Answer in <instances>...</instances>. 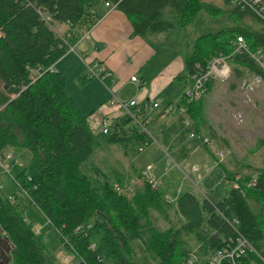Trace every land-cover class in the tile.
Wrapping results in <instances>:
<instances>
[{
  "label": "trees",
  "instance_id": "trees-1",
  "mask_svg": "<svg viewBox=\"0 0 264 264\" xmlns=\"http://www.w3.org/2000/svg\"><path fill=\"white\" fill-rule=\"evenodd\" d=\"M97 1L0 0V159L7 146L28 151L27 166L14 176L19 189L80 264H179L190 254L205 260L231 234L220 214L235 218L241 233L264 257V167L254 174L235 175L220 166L227 183L237 176L236 188L229 185L215 201L182 191L166 203L164 193L144 179L124 195L121 190L130 177L101 165L95 156L105 145L124 149L129 143L143 145L150 140L124 114L110 121L104 138L99 136L102 133L93 134L66 93L64 76L48 69L76 39L78 29L93 24L89 15ZM106 1L124 14L131 34L142 38L174 27L172 20L161 18L164 7L174 11L180 26L200 10L209 15L219 12L199 0ZM230 12L232 19L247 16L258 25L233 23L197 36L183 57L182 71L165 88L190 116L188 133L202 135L197 117L201 97L184 96L194 63L204 64L216 52L229 54L235 35L244 38L250 52L260 50L264 55V24L236 7ZM56 26L65 31L60 34ZM233 64L260 75L264 83V73L247 54L233 55ZM240 73L233 68L235 76ZM136 114L148 134L145 110ZM206 137L213 138V132ZM259 142L264 144V138ZM262 156L264 165V150ZM129 166L134 168L132 163ZM134 170L140 178L142 170ZM158 219L166 224L164 228L156 226ZM0 229L10 246L8 264H52L44 254L43 239L26 223L17 203L1 195Z\"/></svg>",
  "mask_w": 264,
  "mask_h": 264
},
{
  "label": "rangeland",
  "instance_id": "rangeland-1",
  "mask_svg": "<svg viewBox=\"0 0 264 264\" xmlns=\"http://www.w3.org/2000/svg\"><path fill=\"white\" fill-rule=\"evenodd\" d=\"M199 1L212 6L216 10L218 9L219 12L215 15H209L207 12L200 10L189 23L180 27L175 24L174 11L169 7L162 9L161 18L170 19L175 25L167 33H164L167 35L163 34V36H167L168 41L171 43V52L166 57H171L170 55L173 52L175 54L178 52V55L174 57V60H176L181 51V58H183L190 48H187V46L182 47V43L186 42V44H189L190 40L199 34L213 32L219 28L233 25L234 21L231 19L233 14L230 12L233 6L226 0ZM57 27L56 29H58ZM63 31H65L64 28L60 31L58 29L60 34ZM161 39V37L158 39L159 42H161ZM145 42L147 43V41ZM160 57L159 55L158 58ZM82 59L85 58L82 57ZM233 68H237L241 72L240 75L235 76ZM230 69V76L225 81L212 80L207 91L201 95V107L197 114L200 120L199 133L206 136V133L213 132L214 137L208 138V143L205 146L196 145L200 147L196 153L186 152V158L181 160L176 158L177 152L173 150L179 139H182L186 144L192 142L188 137L187 128L193 122L190 116L181 109L176 112L169 111L167 116L159 119L153 128L148 129V134L145 132L150 139L149 145L142 147L140 151L142 153L139 154L137 160L145 157L150 161L148 164L155 167V169L151 170L157 172L159 176L160 182L158 180L157 188L164 193V197L173 196V193H176L177 190L178 193L194 191L195 193L197 192L196 194L209 196L215 201L224 195L219 193L223 190L222 188L227 190L229 185L232 184L231 180L227 183L220 166L225 167L228 172H236L235 175L243 173L254 174L256 168L264 167L262 163L264 144L259 142L264 138V84H260L252 91H249L246 88V84L252 74L234 64L230 65ZM69 86L70 84L68 83V91H71ZM173 95L174 93L170 95V98ZM72 97L77 99L78 96L72 94ZM77 101L80 110L83 109L80 100L78 99ZM84 105L86 108L89 106L88 103H84ZM154 127L158 130L157 133L154 132ZM99 136L101 138L105 137V135ZM171 143L173 144L171 145ZM134 144L133 150L130 146H126L127 149L125 150L126 147L118 149L109 145L108 150H99L95 155L101 165H104V163L107 164V167L111 165L116 170H119L120 173L126 174L128 178L130 177L128 182L125 183L124 189L121 190V192L125 193L124 195H129L133 186L139 187L143 181L139 177L136 178L134 173L135 168L140 169L136 158L134 159L137 153H134V150L139 144L138 142ZM139 146L141 147L142 145L140 144ZM124 150L126 151L125 153L122 152ZM4 151L9 153L11 158L2 160V165L7 171L0 167V195L7 198L11 197V201L13 200L17 203L18 210L21 216L26 219V223L33 231H37L35 232L37 236L43 239L44 254L52 264H73L76 261L73 258V253L60 241L57 232L50 229L46 219L28 201V198L19 190L13 180V177L27 166L30 157L28 151L25 149L16 150L9 146ZM217 151L222 152L223 157L221 160L216 158L215 153ZM204 152L209 153V156L204 155L201 158L204 160H200V164H197V158ZM132 156L135 163L132 162L134 168L127 163ZM103 158H106L107 161ZM209 158H214L212 163H209L211 162ZM13 159H15L16 163L13 162ZM192 162L198 166L197 169L199 168L198 178L196 173L189 172V166ZM216 181H219L218 185L214 184ZM214 190L216 194H213ZM250 205L255 206L252 202H250ZM165 225L162 219H158L156 222V226L159 228H164ZM0 237H4L1 231ZM7 256L9 257V251ZM9 260L8 263L10 262Z\"/></svg>",
  "mask_w": 264,
  "mask_h": 264
},
{
  "label": "crops",
  "instance_id": "crops-1",
  "mask_svg": "<svg viewBox=\"0 0 264 264\" xmlns=\"http://www.w3.org/2000/svg\"><path fill=\"white\" fill-rule=\"evenodd\" d=\"M91 16L98 17V19L90 27L78 29L76 39L53 65V69L64 76L66 93L70 97H72V94L78 96L77 99L74 97L72 99L78 113L85 117L88 129L93 134L99 135L101 134L100 122L102 119L111 121L121 115V110L116 103L110 102L111 94L121 101L133 99L136 102L137 110H145L143 117L147 118L146 120L149 122L147 131L153 128L159 119L167 116L169 111L184 110L176 104V95L174 94L170 98L171 94L165 91L170 80L183 69L181 51L176 60H174V57L178 55V52L176 54L173 52L170 55L171 57H166L171 52V43L168 41L167 36H163V34L167 33L168 30L162 33L148 34L144 38L132 35L130 24L124 14L116 8L108 10L99 1L93 5L89 15L90 20L94 22ZM232 21L239 25L247 24L254 27L258 25L247 16L233 18ZM175 24L178 25L177 22ZM197 36L190 40L189 44L182 43V47L187 46L191 50L192 42ZM160 37L162 38L161 42L158 40ZM158 54L161 56L160 58H158ZM80 57L85 58L84 60L89 64L95 62L101 66L104 69L103 77L100 79L87 77L84 62ZM161 58L162 60L159 61ZM131 76H134L137 82L130 81ZM68 83L71 91H68ZM78 99L83 108L81 110L78 107ZM84 103H88L89 106L86 108ZM152 103H156L157 106L149 110L148 107ZM153 130L156 133L158 132L156 127ZM134 143H129L128 147L133 148ZM189 143L186 144L182 139L177 141L173 148L177 152L176 158L183 160L186 158V152L196 153L200 148L193 141ZM139 145L136 147L139 150L134 157L136 160L139 154L142 153L140 152L142 147H147L149 142L141 144V147ZM105 148L108 150L109 145H105L103 149ZM204 155L209 156V153L200 154L197 158V164H200V160H204L201 159ZM209 159L211 162H208L212 163L214 158ZM132 162L134 163L133 156L127 163ZM149 162L145 157L143 159L139 158L137 160L139 171L143 170ZM193 165H195L194 162L190 164L189 172L192 171L197 174L199 168L197 169L198 166L195 165L193 170ZM152 169H155V167H152ZM152 172L158 179L157 172ZM163 184L165 185V183ZM214 184L218 185L219 181L214 182ZM222 189L219 193L225 194L226 189ZM213 192V194H216L215 190Z\"/></svg>",
  "mask_w": 264,
  "mask_h": 264
},
{
  "label": "built area",
  "instance_id": "built-area-1",
  "mask_svg": "<svg viewBox=\"0 0 264 264\" xmlns=\"http://www.w3.org/2000/svg\"><path fill=\"white\" fill-rule=\"evenodd\" d=\"M101 4L108 10L113 9L114 5L106 0H98ZM233 7L238 8L241 11L249 12L253 17H255L259 22L264 24V4L260 0H227ZM39 14H41L39 12ZM95 21L98 17L91 16ZM44 19H48L46 16ZM69 48V47H68ZM235 54H247L253 61L259 66V68L264 73V55L260 50L255 52H250L244 41V38L241 35H235L232 39V50L229 54H224L222 52H216L205 61L204 64L198 62L194 63L192 72L189 75L190 84L189 87L184 90V96L187 99L197 100L204 94L206 91L207 84L212 80L219 82L225 81L230 76V65L233 64V55ZM84 62L86 76L100 79L103 77L104 69L96 64L87 63L84 59L80 57ZM49 70H53V66L48 67ZM37 76V72H35ZM130 81L137 82V79L134 76L130 77ZM264 84L260 75L252 74V77L246 84V88L249 91H252L256 86ZM110 102H115L118 108L121 110V114L127 115L131 118L132 122L136 123L139 126L141 132H146L140 120L137 117L136 111V102L133 99L127 101H121L117 99L113 94H111ZM157 106L156 103H152L148 108L153 109ZM110 120L102 119L100 122V133L106 134L109 130ZM190 139L196 140L198 143L207 144L208 137L194 133L190 131L188 133ZM218 160L222 159V152L217 151L215 153ZM11 155L9 153H4L2 159H0V167L7 171L3 167L2 160H9ZM13 162L16 163L15 159ZM152 166L149 164L144 167L141 171V179L147 181L151 188L158 187V179L152 173ZM192 169H195V165L192 166ZM237 176L232 180L231 186L233 188L237 187L236 183ZM14 180V177H13ZM15 181V180H14ZM17 187L19 184L15 181ZM254 180L250 181V184H253ZM20 190V189H19ZM21 191V190H20ZM24 193L23 191H21ZM165 196L164 201L166 203L173 202L175 195ZM25 195V194H24ZM205 197V195L200 194ZM220 216L224 221L230 226L231 234L224 240L223 244L215 249L205 260L198 259L195 255L190 254L187 258H184L180 261L179 264H264V257L259 253V251L248 241V239L241 233L238 228V221L235 218H226L222 214ZM34 232H37L34 230ZM92 248V244L90 245ZM253 257V258H252ZM76 259V258H75ZM80 260L76 259L73 264H80Z\"/></svg>",
  "mask_w": 264,
  "mask_h": 264
},
{
  "label": "flooded vegetation",
  "instance_id": "flooded-vegetation-1",
  "mask_svg": "<svg viewBox=\"0 0 264 264\" xmlns=\"http://www.w3.org/2000/svg\"><path fill=\"white\" fill-rule=\"evenodd\" d=\"M8 242L3 240V237H0V264L4 262L3 255L7 256L6 250L8 249Z\"/></svg>",
  "mask_w": 264,
  "mask_h": 264
},
{
  "label": "water",
  "instance_id": "water-1",
  "mask_svg": "<svg viewBox=\"0 0 264 264\" xmlns=\"http://www.w3.org/2000/svg\"><path fill=\"white\" fill-rule=\"evenodd\" d=\"M260 1L264 4V0H260ZM0 231H1V229H0ZM3 240L6 241V238L3 237ZM6 242H7V241H6ZM9 249H10V246H8V249L6 250V253H7V254H8ZM3 257H4V262L1 263V264H7V263H8V260H9V257H8V256H5V254L3 255Z\"/></svg>",
  "mask_w": 264,
  "mask_h": 264
}]
</instances>
